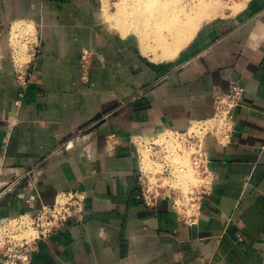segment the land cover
I'll use <instances>...</instances> for the list:
<instances>
[{"label":"crops","instance_id":"1","mask_svg":"<svg viewBox=\"0 0 264 264\" xmlns=\"http://www.w3.org/2000/svg\"><path fill=\"white\" fill-rule=\"evenodd\" d=\"M109 5L0 0V189L19 179L0 198V219L80 191L84 222L40 240L32 264H264V0L208 20L200 12L170 48L151 26L125 22L124 33ZM18 24L41 45L26 88L9 48ZM232 83L244 98L232 143L206 140L215 182L201 216L187 222L169 202L156 210L138 202L131 136L187 130L214 114V98Z\"/></svg>","mask_w":264,"mask_h":264},{"label":"built area","instance_id":"2","mask_svg":"<svg viewBox=\"0 0 264 264\" xmlns=\"http://www.w3.org/2000/svg\"><path fill=\"white\" fill-rule=\"evenodd\" d=\"M34 31L33 36L27 32L15 41L27 46L24 56L23 53L15 55L16 82L24 88L30 82L32 66L39 54L40 41ZM13 42L14 38H11L10 44ZM81 62V78L88 82L90 53L87 50L83 51ZM244 93L241 85L232 83L228 95L214 98V114L193 120L185 131L167 129L151 135L131 136L130 142L138 157V192L135 195L138 202L153 210L169 202L178 216L187 222L201 216L215 182L206 140L213 138L222 146L232 143L235 111L241 106ZM16 104L20 106L21 102L18 100ZM110 139L115 145V137ZM18 182L19 179L1 188L0 198ZM87 203L83 192H62L53 205L44 206L35 215L24 213L0 219V264H32L40 240L52 236L72 221L84 222Z\"/></svg>","mask_w":264,"mask_h":264},{"label":"bare ground","instance_id":"3","mask_svg":"<svg viewBox=\"0 0 264 264\" xmlns=\"http://www.w3.org/2000/svg\"><path fill=\"white\" fill-rule=\"evenodd\" d=\"M211 1L207 3L203 2L200 9H196V7H194L192 10H190L189 7L190 12H188L183 4H181V0H136L134 4L129 6L130 9L128 10V12L127 8L125 9V7H122L120 9L119 22L124 28V33L128 31L129 26L138 27L139 24L151 26L154 30V33H152L153 36H155V38L160 41L162 46L170 48L172 47V45H169L171 44L170 42L175 41L176 36H180L185 27L188 26L191 30H193L192 26L194 25L192 22H194L195 20V15H200V12L202 14L203 12L209 14L212 12L210 11V9L215 8L216 5L213 6L212 4L215 3V1ZM234 7L237 8L238 5H235ZM226 8L219 9L225 11ZM127 21H129L128 23H130L129 26H126L125 24V22L127 23ZM200 24L201 23H199V25ZM131 33L133 32L131 31Z\"/></svg>","mask_w":264,"mask_h":264},{"label":"rangeland","instance_id":"4","mask_svg":"<svg viewBox=\"0 0 264 264\" xmlns=\"http://www.w3.org/2000/svg\"><path fill=\"white\" fill-rule=\"evenodd\" d=\"M107 1H109V0H107ZM133 1H136V0H111V1H109L110 2L109 3L110 5H109L108 3H106V0H104V5L105 6L109 5L108 7L109 8L111 7L113 9L111 12H114V13L118 12V10H119V13H120V9L122 7H125V9L127 8V12H128V10L130 9L129 6L132 5L131 2H133ZM209 1H211V0H185L183 2L185 3L186 6L188 4V6L190 7V10H192L194 7H196V9H200L201 4L203 2L207 3ZM214 1H215V3H213L212 5L213 6L216 5L217 7L215 6V8L210 9V11H212L210 14L209 13H204V16H205L206 20H208L209 18L214 17V16L216 17L218 15H220V16L223 15L222 13L220 14L218 12L220 10L219 8L228 7V8H226V10H227L229 8L234 7V5H236V2L239 3V2H241L243 0H223V1L222 0H214ZM197 16H198V18H197ZM194 18H195V21H197L198 19L199 20L201 19L199 14L195 15ZM128 22L129 21H127V23ZM25 28L26 27H24V25L18 24V25H16V27H14V29H10L9 36H11V38H14V42L12 44H9V48L11 50V57H12V60H13L14 67L16 66V61H17V56H15V55H17V54L19 55L20 53H23L22 56H24L25 53H26V50H27V46L23 45L21 43H16L15 42L16 39H18L20 37H23L25 33L27 35V32H30L32 36L35 34V31H34L33 28H30V27H29V29H27V28L25 29ZM40 48H41V45L39 46V51H40ZM25 58H26V56H25ZM91 66H92V64H91V60H90V68H91Z\"/></svg>","mask_w":264,"mask_h":264}]
</instances>
